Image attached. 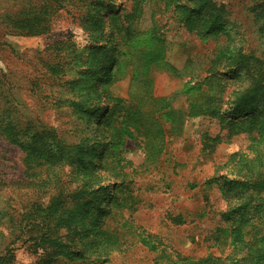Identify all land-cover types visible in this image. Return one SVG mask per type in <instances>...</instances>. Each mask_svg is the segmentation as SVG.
Wrapping results in <instances>:
<instances>
[{
  "label": "rangeland",
  "instance_id": "1",
  "mask_svg": "<svg viewBox=\"0 0 264 264\" xmlns=\"http://www.w3.org/2000/svg\"><path fill=\"white\" fill-rule=\"evenodd\" d=\"M213 1L229 15L222 26L199 33L175 19L190 0H0V122L13 125L0 131V256L9 253L0 264H83L66 251L47 260L52 248L34 239L41 233L64 238L92 259L108 258L93 264H173L176 253L231 264L229 255L237 252L231 237L222 245L211 238L229 230L221 181L204 182L222 174L264 176V132L229 134L219 117L209 115L189 116L180 136L166 125L158 166L134 173L130 185L117 189L125 206L110 198L122 177L100 167L94 154L107 141L97 104L105 105L108 92L128 97L131 88L144 87L134 81V46L151 43L154 21L163 33L164 60L183 76L153 61L144 69L155 95L171 98L175 107L187 109L189 93L180 91L191 75L221 82V65L213 64L221 51L239 49L263 63L260 77L259 66L227 74L225 98L264 82V18L251 10L254 0ZM106 42L117 47L109 80L92 69L102 64L99 48ZM257 102L264 105V93ZM206 136L220 141L204 147ZM127 145L124 156L132 165L124 170L133 173L144 153ZM88 208L95 211L89 215ZM177 215L183 221L174 220Z\"/></svg>",
  "mask_w": 264,
  "mask_h": 264
},
{
  "label": "trees",
  "instance_id": "2",
  "mask_svg": "<svg viewBox=\"0 0 264 264\" xmlns=\"http://www.w3.org/2000/svg\"><path fill=\"white\" fill-rule=\"evenodd\" d=\"M190 1L184 5L188 6L184 10L176 11L175 19L182 26L184 25L188 29L199 33L208 32L220 24L222 26L229 15L225 6L219 5L213 0ZM251 10L264 18V0H254ZM131 32L130 30L129 33ZM162 34L159 30V24L154 21L153 27L148 32L151 43L134 46L139 50L135 54V57H138V63L133 69L134 81L143 85V89L136 92L134 88H131L128 97H114L108 92L106 93L105 105L97 104L96 106L99 113L97 114V121H99V127L104 129V137L107 138V141L98 146L94 154L98 158L100 167L106 165L114 175L122 177V180L117 179L115 181L116 190L110 195L111 201L116 200L122 206H125L127 202L118 199L117 189L123 185L125 187L130 185L134 181V173H150L158 166L166 147L168 132L166 125L170 129L171 135L180 136L189 116L209 115L219 117L229 134L257 129L262 132L261 135L263 136L264 132V105L259 108V102H257L260 94L264 93V82L256 81L253 86L243 92L225 98L227 96L225 92L226 84L222 81L224 77H227V74L237 77L238 71L251 70L253 72V69L258 66L256 73L260 77L263 72V63L259 58L253 54L240 53L239 49H230L227 52L221 51V58H217L216 63H213L218 64V66L221 65V82L214 75L201 79H196V75H191L183 84V90L180 91L189 93L187 94L188 107L185 110L175 107L169 97L156 96L153 81L144 69L146 61H153L160 68L174 74H181L177 72L173 65L164 60ZM115 47V43L106 42L102 44L99 50L103 51V62L101 65L96 64L95 68H92L97 75L102 72L104 80L112 78V70L110 69L111 62L115 60L112 54ZM131 55H133V52H131ZM99 79L101 84V75H99ZM104 110L105 113H103ZM12 127L11 123L3 124L0 122V131L2 132L11 130ZM19 127L17 125L16 129H19ZM19 132L25 134L28 131L19 130ZM33 136L36 137L37 134L34 133ZM13 137L18 141L16 134ZM129 141L135 143L144 153L143 161L139 166H134L133 173L124 170L127 163L132 165V161L127 160L124 156ZM219 141L218 136H206L203 144L204 147L213 149ZM108 159H111V161L108 162ZM219 181H221V188L228 203V209L224 212V217L229 222V230L217 231V233L212 234L211 238L222 245L226 243L228 237H231L237 248V252L229 255V257L232 256L231 264H236L237 253L241 256L240 261L238 260L239 264H264V176L248 179L236 175L230 177L222 174L207 178L204 184L211 185L214 182L219 183ZM196 185L197 182L194 183V186ZM85 192L87 191H79L75 196L82 197L81 194ZM87 211L90 215L95 210L88 208ZM173 219L178 222L183 221V216L177 215ZM34 239L40 246L52 248V252L46 257L49 261L57 256L60 257V253L63 251L67 252L68 258H72L71 260H73V256L82 259L83 264L85 262L93 264L98 260H108L107 257L92 259L78 246L72 245L64 238L53 236L50 233H41L35 236ZM8 258L9 253L7 252L0 256V262ZM170 259L173 264H219V262H216L219 258L216 257L195 258L184 256L181 253H176V256L174 255ZM70 262L68 264H74ZM222 262L221 259V264Z\"/></svg>",
  "mask_w": 264,
  "mask_h": 264
}]
</instances>
